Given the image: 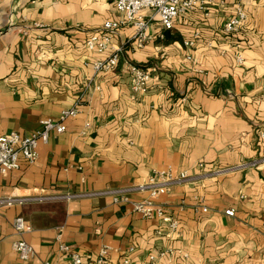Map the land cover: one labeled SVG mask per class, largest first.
I'll return each instance as SVG.
<instances>
[{
  "label": "crops",
  "instance_id": "crops-1",
  "mask_svg": "<svg viewBox=\"0 0 264 264\" xmlns=\"http://www.w3.org/2000/svg\"><path fill=\"white\" fill-rule=\"evenodd\" d=\"M238 4L246 19L226 35ZM119 19L115 0H0V136H29L41 120L82 103L64 133L38 145L34 164L0 175V197L53 198L0 208V264H70L59 242L85 264L104 246V264H151L150 257L156 264H264V163L158 197L178 222L175 233L108 195L60 198L264 157V0H210L206 17H180L170 31L154 18L141 48L134 29L123 27L112 38L122 48L117 67L96 74L93 63L103 56L84 42ZM130 65L151 73L146 93L132 92ZM16 217L32 228L24 236L36 254L29 262L11 248Z\"/></svg>",
  "mask_w": 264,
  "mask_h": 264
},
{
  "label": "built area",
  "instance_id": "built-area-1",
  "mask_svg": "<svg viewBox=\"0 0 264 264\" xmlns=\"http://www.w3.org/2000/svg\"><path fill=\"white\" fill-rule=\"evenodd\" d=\"M210 0H115L116 11L121 15V19L105 22L101 28L90 34L84 46L88 51L97 53L99 58L93 63V69L96 74L113 71L119 62L122 53L121 47L112 45L114 34L123 27L131 26L134 29L133 43L135 47L141 48L147 41V30L150 22L155 18L161 29L170 31L180 17L193 12H200L204 17L207 16V5ZM144 11L152 12L151 17H145ZM246 14L243 5L238 4L233 17L223 27V33L226 35L238 32L241 24L245 21ZM186 47H192V41H185ZM195 63L191 57H187ZM128 72L131 77V89L133 93H146L149 89V83L152 80L151 73L142 68L129 66ZM82 105L81 101L74 104L71 108L62 110L56 120L46 119L39 122L40 128L29 136H20L17 133H9L0 136V175L5 176L8 172L17 171L21 164H34L37 160V147L40 143L46 144L52 134H62L66 131V122L73 119L78 114V109ZM257 163H264V157L258 162L243 164L236 168H216L205 169L203 164H198L197 173L187 174L181 172L172 175L169 172H158L147 182L141 185L128 188L107 190L103 192H91L85 194H70L60 197L70 200L89 196H110L114 204H130L132 210L140 214L143 218H157L166 225L167 229L175 233L178 229V222L167 216L163 208L155 200L168 193V191L177 185L197 184L204 180L214 179L218 176L229 173L233 170H239L247 166H255ZM131 194H146L147 197L140 201H131ZM51 197H0V208H10L16 205H22L28 202H42ZM206 213L207 209L202 208ZM225 215L232 216L233 210H226ZM11 227L17 239L12 242L11 248L17 254L22 262H29L34 259L35 251L33 247L25 241L24 236L32 231L31 226L22 218L16 217L11 221ZM59 240V237H58ZM110 248L102 247L95 257L94 264H104ZM58 251L66 257L70 264H85L82 257L72 248L59 242ZM151 264H156L154 257L149 258ZM40 264H50L42 261ZM122 264H130L129 259H125Z\"/></svg>",
  "mask_w": 264,
  "mask_h": 264
}]
</instances>
